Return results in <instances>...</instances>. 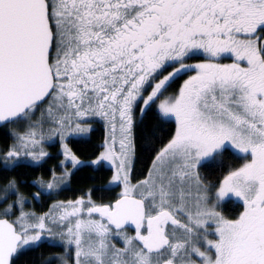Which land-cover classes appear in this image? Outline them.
<instances>
[{"label": "snow or ice", "instance_id": "1", "mask_svg": "<svg viewBox=\"0 0 264 264\" xmlns=\"http://www.w3.org/2000/svg\"><path fill=\"white\" fill-rule=\"evenodd\" d=\"M0 133V264H264V0H0Z\"/></svg>", "mask_w": 264, "mask_h": 264}, {"label": "trees", "instance_id": "2", "mask_svg": "<svg viewBox=\"0 0 264 264\" xmlns=\"http://www.w3.org/2000/svg\"><path fill=\"white\" fill-rule=\"evenodd\" d=\"M185 78L182 77L181 80ZM179 83V82H178ZM177 83V86H178ZM146 120L149 123V126L157 124L158 121H156L155 117L153 115H149L146 117ZM104 137V127L102 124H97L96 131H94L90 138L87 140H78L75 143H73V147L75 150L78 151V154L81 155L82 159H92L94 158V154H98L100 149L97 148V145L103 140ZM7 138L3 135V133H0V142L1 145L5 142ZM144 141L138 140V149H139V156L140 159L138 160L135 168L136 172V179L142 178V176L146 173V167H147V157L149 155L148 151H146L144 145ZM51 151L55 153L56 149L52 148ZM61 159V157L54 156L53 159L49 160L48 165L52 166L57 163V161ZM22 171H25L22 169ZM45 169H37L33 171V175L28 176V179H32L35 175H39L42 172H44ZM205 171H208L211 173L212 177L214 178L215 175L218 174V171L213 168L206 169ZM13 175L15 173H12ZM2 173H0V177H2ZM77 175V176H76ZM111 177V171L107 166H104L103 168H97L94 167L91 164H85L79 167V170L75 173V175L72 177L71 185L62 192L59 196H54L52 199H67L71 198L76 194H79V191L81 189H88L93 188L94 191L99 194L103 191L100 185L106 184ZM25 191L26 195H30V191L27 187L22 189ZM36 190V189H32ZM119 189H117L118 191ZM51 203V201H49ZM40 210V209H38ZM62 249L59 248H49L47 246L36 249L30 253H27L24 257L21 258L20 264H38V262L43 258L40 254L43 253V256H47L49 252L53 251H61Z\"/></svg>", "mask_w": 264, "mask_h": 264}, {"label": "rangeland", "instance_id": "3", "mask_svg": "<svg viewBox=\"0 0 264 264\" xmlns=\"http://www.w3.org/2000/svg\"><path fill=\"white\" fill-rule=\"evenodd\" d=\"M0 145H1V142H0ZM93 159V158H92ZM92 159H84L85 161H86V163L85 164H90V163H88V162H90ZM92 165V164H91ZM94 167H97V166H95V165H93ZM105 166H107L108 167V165L107 164H105Z\"/></svg>", "mask_w": 264, "mask_h": 264}, {"label": "bare ground", "instance_id": "4", "mask_svg": "<svg viewBox=\"0 0 264 264\" xmlns=\"http://www.w3.org/2000/svg\"><path fill=\"white\" fill-rule=\"evenodd\" d=\"M77 176V175H76Z\"/></svg>", "mask_w": 264, "mask_h": 264}, {"label": "flooded vegetation", "instance_id": "5", "mask_svg": "<svg viewBox=\"0 0 264 264\" xmlns=\"http://www.w3.org/2000/svg\"><path fill=\"white\" fill-rule=\"evenodd\" d=\"M131 230V229H130Z\"/></svg>", "mask_w": 264, "mask_h": 264}]
</instances>
